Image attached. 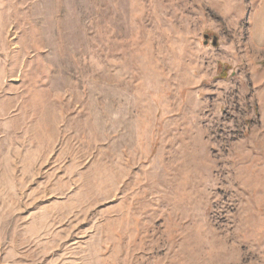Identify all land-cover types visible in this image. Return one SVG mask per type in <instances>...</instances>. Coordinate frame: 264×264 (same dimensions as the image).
<instances>
[{"label": "rangeland", "instance_id": "374dc122", "mask_svg": "<svg viewBox=\"0 0 264 264\" xmlns=\"http://www.w3.org/2000/svg\"><path fill=\"white\" fill-rule=\"evenodd\" d=\"M0 264H264V0H0Z\"/></svg>", "mask_w": 264, "mask_h": 264}, {"label": "water", "instance_id": "95a60500", "mask_svg": "<svg viewBox=\"0 0 264 264\" xmlns=\"http://www.w3.org/2000/svg\"><path fill=\"white\" fill-rule=\"evenodd\" d=\"M204 36H205V38H206L205 43H208L209 40H210V36H209V34H205ZM217 43H218V38H217V36H214V37H213V44L216 45Z\"/></svg>", "mask_w": 264, "mask_h": 264}]
</instances>
